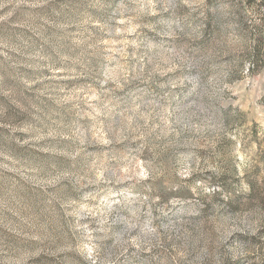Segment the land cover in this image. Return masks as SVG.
Wrapping results in <instances>:
<instances>
[{"label":"rangeland","instance_id":"374dc122","mask_svg":"<svg viewBox=\"0 0 264 264\" xmlns=\"http://www.w3.org/2000/svg\"><path fill=\"white\" fill-rule=\"evenodd\" d=\"M0 264H264V0H0Z\"/></svg>","mask_w":264,"mask_h":264}]
</instances>
